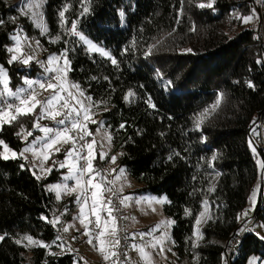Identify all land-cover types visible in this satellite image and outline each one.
<instances>
[{
    "label": "trees",
    "instance_id": "obj_1",
    "mask_svg": "<svg viewBox=\"0 0 264 264\" xmlns=\"http://www.w3.org/2000/svg\"><path fill=\"white\" fill-rule=\"evenodd\" d=\"M40 2L47 32L21 12L24 0H0V65L8 72L9 84L25 89V80L45 81L48 58L66 55L68 81L79 85L82 100L91 104L98 119L86 121L89 131L94 134L102 128L111 136L116 164L138 184L135 194L166 196L163 213L174 223L176 264H249L254 256L264 262V239L260 238L264 232L260 236L258 229H252L260 222L264 231L262 199L250 219L242 217L259 179L262 198L264 193V168L259 170L250 147L251 141L264 164L254 139L264 113L261 1L215 0L212 8L198 7L209 0ZM83 7L89 11L82 15ZM237 15H253V20L243 23ZM73 21L85 39L117 63L90 51L71 34ZM17 33L39 42V59L22 63L35 53L24 51L9 63L13 52L8 49ZM34 88L38 97L51 94L39 89V84ZM129 92L134 95L129 97ZM3 99L14 100L3 96L0 109H4ZM40 113L37 107L35 114L17 115L0 125V140L21 153L40 134L34 127ZM201 114L206 115L198 128ZM39 122L53 128L58 125L51 119ZM2 151L0 144V264H87L77 236L68 241L63 231L76 215L77 195L58 200L49 189L63 181L66 168L60 169L59 163L65 153L52 154L47 160L52 170L40 176L30 159L5 160ZM110 160L98 155L93 163L98 171ZM57 219L55 225L49 222ZM249 223V231L230 255L233 238ZM25 236L50 244L52 252L61 254L49 255L48 249L29 245Z\"/></svg>",
    "mask_w": 264,
    "mask_h": 264
},
{
    "label": "rangeland",
    "instance_id": "obj_2",
    "mask_svg": "<svg viewBox=\"0 0 264 264\" xmlns=\"http://www.w3.org/2000/svg\"><path fill=\"white\" fill-rule=\"evenodd\" d=\"M41 0H34V3H40L41 5ZM261 1V0H260ZM24 13L29 14L30 17L32 18L31 13L32 12H36L37 16L36 19L34 20L32 18V20L34 22L37 23H41L43 25V20H44V14L41 11L40 7L39 8H33L31 10H28L26 7H24ZM254 25H250V27H253ZM14 37L19 39V51L13 52V55H16L17 57L21 56L23 54V52L25 50L22 49L21 45L22 43H28L32 46V48L34 49L35 53L33 56L34 58H40V52H39V48L38 45L35 42H31L29 40H25V36H22L21 34H15L12 36L13 40L15 41V44L13 45V49L16 48L17 46V39H14ZM57 57H59L60 59L52 65L47 64L46 68H61L63 67V60L65 58V55H56ZM27 57H25L24 59H26ZM67 58V56H66ZM43 66H45V63H42ZM0 67H2L6 73H7V77H8V72L7 70L0 65ZM68 67V66H67ZM56 75L55 72H47L43 74V78H46V80L49 79V76L51 74ZM61 77H62V82L64 84V89L65 91L62 93V95L67 96V93L69 91H71L78 99L82 100L81 96L79 95V92L77 89L72 88L71 85L68 81V76H67V69L64 72H61ZM28 80H33V81H40V78H30ZM43 81V80H42ZM8 89H10L12 92H18L19 90H22L21 88H13L10 84H9V78H8V85H7ZM25 89H28V85L26 84ZM24 89V90H25ZM50 93L52 94L51 90ZM0 92H3L5 97H9L7 96V92L5 91L4 88V84L2 79H0ZM45 94V93H44ZM51 94L46 95V98H48ZM42 97L39 98V97ZM42 96V94L39 95V97L37 96V99L40 101H44V97ZM46 100V99H45ZM83 101V100H82ZM74 103V102H73ZM83 105L85 108H89V116L91 118V122L98 120L97 117L95 116V113L90 109L88 103H85L83 101ZM77 107H80L79 105H76ZM66 111V110H65ZM74 115V114H73ZM81 117L83 118V112H81ZM80 117V118H81ZM64 117H57V119H62ZM85 123L87 124V130L89 131V126L88 123L85 121ZM42 126V124H40ZM64 127L63 125H57L54 128H61ZM72 135H76L75 132L71 133ZM83 134V133H81ZM44 136V133L40 131V134L37 135V138L29 144L28 146H32L34 145L37 149V153H39V150L41 148L42 145V140L41 138ZM257 133L255 134L254 139H256ZM87 137V136H86ZM110 137V140H109ZM95 140V143L93 144V148H92V154H91V161H92V165H93V169L95 171L96 167L94 166V160L97 158L98 155H100L103 153L104 157L102 159H106L107 157L111 158L113 156L116 157L117 160V153L113 152V148L111 145V136L104 131L102 128H98L96 130V132L91 136L90 141L91 142ZM81 143V142H79ZM78 143V145H79ZM56 147H58L60 149V153H65V157L62 159V161L59 163V168L63 169L66 168V170L62 173V179L63 181L61 183H56V184H52L49 186V189H52L55 185L60 184V185H64L67 184L70 188L72 187H76L75 184V179H71V180H65L64 178L66 176L69 175H73L72 171H71V165L75 162V156L76 154H73V157H67L66 156V152L68 151L69 148L72 147L71 143H59L58 145H56ZM250 147L253 153V156L255 157V160L258 164V168L261 171L262 167L261 165L263 164V160L262 157L259 153V151L257 150V148L254 146V143L250 141ZM253 148L255 149V153L253 152ZM23 151V150H22ZM85 151L87 152V148H85ZM15 152V151H12ZM56 152L54 149L52 151H47L45 150V155H47L49 158L52 154L54 153H59ZM17 153V152H16ZM3 154H5L4 152V146H3V151H2V156ZM10 156L9 159H16V158H11V153H6ZM19 154L17 153V158H18ZM24 157L30 159L32 161V164L34 167L37 168L38 170V174L41 176H47L50 172L47 171L48 169L53 168V164L47 162V160L49 159H45L44 155H33V153L28 152V153H24ZM116 160L115 163H112L111 160L109 162L108 165H104L102 168L98 167L101 170H98L100 172V174L102 176H104L106 178V180L102 183V189L106 188V187H112L114 189V191L116 192L115 195H113L112 193L109 192H103V201L106 202L108 199L112 200V207L115 208V198L118 199L119 202V208L116 209V211H114L112 213L113 216L117 215L119 212L120 214L123 216V219L125 221V228L128 231V233L131 236L132 242H131V247L128 251V258H129V263L130 264H148V262L146 260H144L138 249L143 247L145 249V252L149 253L151 256V264H176L175 262V255H174V250H173V220L166 217L163 213V205L166 202V196H155V195H137L134 193V190H136L138 188V184L135 182V180H133V178L130 176L129 172L125 169V168H119V166L116 164ZM64 163V167L61 168L60 164ZM85 165V162L82 163L81 160L79 161V163L77 164V167H82ZM41 168L44 169V171H41ZM113 169H115V171H113ZM123 169L124 173L121 176L120 175V170ZM117 176H120V179H116ZM88 179V176L86 175L84 180L86 182V180ZM107 181H114L113 184H108ZM100 182V176H96L95 180H93V184ZM83 187H87L89 190L88 192L85 193V195L88 197V203L87 205H83V200L84 197L81 196L80 200L81 203H78L77 205V209H76V215L74 216V220L73 222H71L67 227H68V231L65 232L66 234V239L69 241L76 238L80 241L77 243V245L79 246V251H82V256L84 258V260L86 261L87 264H107L108 261H110L114 256H111L110 253L112 251L116 252V247H112L109 243H107L108 241H114L115 239H119V223H118V219L116 217V221H117V235L115 237L111 236V235H105V237L103 238L106 243H105V254H109V258L107 260L104 259V254L100 253L99 251H97V247H99V242L96 239H93V243L92 245H90L88 243V236H86L84 234L85 232V228L83 225H81L80 223V217H81V213H80V209L82 207V205L84 206L85 212L88 213V217L85 221V223L88 224V228L91 225V221H94L95 223V214L92 213L91 211V204H92V198H91V194L92 191H94V189H91L90 186H88L86 183L83 184ZM259 189L258 193H257V198L255 201V204L253 205L252 202L248 201V205L245 208L244 212H243V219H250L254 213L255 210L258 206V204L260 203L261 199H262V182L261 179H259L258 183L254 186V189ZM122 189V191L120 190ZM57 197L58 200H62L65 197H68L71 194H75L78 196V194L80 193L81 189L77 188L76 192L73 193H68L64 190H61L59 193V196L57 194L56 191L51 190ZM252 191V192H253ZM251 192V194H252ZM250 194V196H251ZM124 197H131L130 200L125 201V203H121L120 201L123 200ZM159 200H165L164 203H157L156 201ZM120 209V210H119ZM154 209V211H153ZM244 213H247V215H244ZM100 215L102 218H108L107 217V211L106 210H102L100 211ZM171 222V223H169ZM258 229V234L260 236H263V230L261 227V223L260 222H256L255 225L252 227V229ZM100 229L96 228V232L92 236L95 237L96 233L99 232ZM111 231V226L109 225V232ZM143 234V238H141ZM87 239H86V238ZM161 238H163L162 243H158L161 241ZM1 240V239H0ZM152 244H156V247L153 248L151 247ZM93 245H95L96 247H94ZM136 245V248H133L132 246ZM161 246L163 247V252L160 251ZM249 264H264V262H260L259 259L254 256Z\"/></svg>",
    "mask_w": 264,
    "mask_h": 264
},
{
    "label": "snow or ice",
    "instance_id": "obj_3",
    "mask_svg": "<svg viewBox=\"0 0 264 264\" xmlns=\"http://www.w3.org/2000/svg\"><path fill=\"white\" fill-rule=\"evenodd\" d=\"M215 3V0H209L208 3H200L198 7L200 8H212ZM41 5L40 3H34V0H24V7H26L28 10L35 8H39ZM24 8H21V12L23 13ZM67 11V8H65L63 11L59 13L60 17H64V13ZM89 11L88 7H83V12L87 13ZM182 11V9H181ZM32 18L35 20L37 13L32 12L31 13ZM254 15V13H253ZM253 15H248L245 17H240L239 15L236 16L237 19H241L243 23H248L253 20ZM120 16L123 18L124 13L121 12ZM14 19V18H13ZM0 23H3V21H0ZM37 27L42 28L44 32H47V27L45 25H42L41 23H37ZM193 30H195L193 28ZM70 33L73 35H76L79 37L81 41H83L87 46L90 51H95L100 53V55L108 57L111 59V62L113 64H116V60L110 56V54L105 51L102 48L97 47L95 44H93L91 41L85 39V37L77 31V22L73 21L71 24V28L69 29ZM14 39H17V46L15 49L9 48V52H16L19 51V39L14 37ZM57 40L60 39V37L56 38ZM37 45L39 46V42L37 41ZM185 51L190 52L191 49H186ZM151 52V49H149V53ZM32 59H34L33 56L29 55L26 59L22 60L21 62L24 64H28ZM60 58L57 56H51L48 58L47 63L49 65L55 64ZM17 60V56L13 55L11 57V60H9V63H12L13 61ZM70 62L68 59L65 58L63 60V67L61 68H45V71L47 72H55L56 75L53 76L51 79L45 80V81H33V80H25L24 83L28 85L27 90H19L18 92H12L10 89H8V77L6 71L0 67V79H2L5 91L7 92V96L14 98V100H18L19 104H14V103H6V108L0 109V125L3 123L7 122L10 123L12 120H15L17 118V115H29V114H35V109L37 107L41 108V113L39 116H37L36 120L34 121V127L39 129V131L44 133V136L41 138L42 140V145L39 150V153H37V149L34 145L25 147L21 153H19L20 157H24V153L31 152L33 155H44L45 159H48L49 157L45 155V150L47 151H52L53 149L56 152H59L60 149L56 147L59 143H71L72 147L68 149L66 152L67 157H73V154L75 153V162L71 165V171L73 175L66 176L64 179L65 180H71L75 179V184L76 187L70 188L67 184L60 185L57 184L55 185L52 189L53 191H56L58 196L61 190H64L68 193H73L77 191V188H80L81 191L77 196V202L81 203L80 197L83 196V205H87L88 203V197L85 195L86 192H88L87 187H83V184L86 183L88 186H90L91 189H94L91 194L92 198V204H91V211L93 214H95V225L97 229H100L99 232L96 233L95 237L92 236L88 224L85 223L88 213L85 212L84 206L82 205L80 209L81 217L80 223L81 225L84 226L85 232L84 234L88 236V243L92 245L93 239H96L99 242V247H97V251L100 253L104 254V259L107 260L109 258V254H105V243L106 241L103 239L105 235H111L115 237L117 235V221L116 217L112 215L116 209L112 207V200L108 199L106 202L103 201V192H109L112 193L113 195L116 194L114 189L112 187H106L102 189V183L106 180L104 176L100 174L99 171H95L93 169L92 161L90 159L91 154H92V148L93 144L95 143V140L88 142L86 140V136H92L93 133L87 130V124L85 121H88L90 119L89 116V108H85L83 105V101L78 99L71 91L67 93V96L62 95V93L65 91L64 89V84L62 82V77H61V72L66 71L67 66H69ZM39 84V89L42 90H51L52 94L46 98L44 101H40L37 99V89L34 88V85ZM249 87H254L250 82L248 84ZM72 88H75L79 91V85H71ZM27 91L28 94L25 96L23 93ZM4 95L3 92H0V98H2ZM79 95L81 97L84 96V93L82 91L79 92ZM129 97L133 96L134 93L129 92L127 94ZM89 102H91V97H86ZM74 102V103H73ZM149 104L151 107H155L154 104H151L149 101ZM76 105H79L80 107H77ZM91 106V104L89 105ZM15 110V115H10V113ZM66 110V111H65ZM81 112H83V119H81ZM74 114V115H73ZM204 115L206 114H201V117H198L197 119V127H200V122L202 121ZM57 117H64L62 119H57ZM51 119L54 123L58 125H63L64 127L62 128H53V127H48V126H41L40 125V119ZM95 122V121H93ZM123 127V125H122ZM21 131H24L23 127L21 126ZM75 132L76 135H72L71 133ZM83 133V134H81ZM19 135V133H17ZM28 135H32L31 132H28ZM110 140V137H109ZM83 142V143H79ZM79 143V151H77V146ZM0 144H3L4 146V152L3 154V159L8 160L10 156L6 153H11V158H17V153L12 152L6 144L2 140H0ZM85 148H87V154H83ZM253 152L255 153V149L253 148ZM104 157V154H101V158ZM26 158V157H25ZM171 158V157H170ZM215 159V157H213ZM80 160L85 161V165L82 167H77V164L79 163ZM116 157L113 156L111 157V162L115 163ZM55 163V162H54ZM65 165L64 163L60 164V167L63 168ZM262 168H264V164L261 165ZM41 171H44L43 168H41ZM47 171H51V169H48ZM115 171V169H113ZM124 173V170H120V175L122 176ZM88 176V179L84 180L85 176ZM96 176H100V182H97L93 184V180H95ZM40 177L37 176V179ZM116 179H120V176H117ZM108 184H113L114 181H107ZM122 191V189H120ZM259 189H254L250 196V201L252 204H255L256 198H257V193ZM131 197H124L123 200L120 202L123 204L125 201L130 200ZM157 203H164L165 200H159L156 201ZM206 203V202H205ZM106 210L107 211V217L108 218H102L100 215V211ZM154 211V209H153ZM201 216L204 215V213L200 214ZM244 215H247V213H244ZM47 219V218H45ZM53 225L58 223L57 220H52L49 221ZM200 220H196V224H200ZM171 223V222H169ZM109 225L111 226V231L109 232ZM63 231L67 232L68 228H64ZM243 231V229L241 230ZM259 235V234H257ZM143 238V234L141 236ZM261 239H264V237H260ZM0 239H3V237H0ZM23 239L27 240L29 242V245H35L37 247H42L46 248L49 250V255H59L61 253H56L52 252L51 248L52 245L38 241V240H33L31 236H25ZM59 239V237H58ZM163 238H161V241L158 243H162ZM17 243H20L18 240ZM112 247H118L120 244L119 239H115L114 241H108ZM28 245H26L27 247ZM96 247L95 245H93ZM57 247H61V245H57ZM133 248H136V245L132 246ZM151 247L155 248L156 244H152ZM163 247L161 246L160 251L163 252ZM63 251V249H62ZM141 257L148 262V264H151V256L149 253L145 252V249L143 247L138 249ZM111 256H117L118 253L115 251H112L110 253ZM114 264H118V261H115Z\"/></svg>",
    "mask_w": 264,
    "mask_h": 264
},
{
    "label": "built area",
    "instance_id": "obj_4",
    "mask_svg": "<svg viewBox=\"0 0 264 264\" xmlns=\"http://www.w3.org/2000/svg\"><path fill=\"white\" fill-rule=\"evenodd\" d=\"M260 15L262 17V21H264V0H261V3H260ZM249 29L254 30L253 27H250ZM262 32H263V30H262ZM21 47L23 50H25L31 54L34 51L32 46L26 42L22 43ZM27 94H28V92L24 93L25 96H27ZM5 102L14 103L17 105L19 104L18 100L10 101V100L3 99L4 108H6ZM12 112H15V110L13 109ZM81 119H83V118L81 117ZM81 143H83V142H81ZM256 143H257V146L259 147V149H261V151L264 153V113L260 116V119H259L258 136H257ZM77 151H79V145L77 146ZM83 154L86 155L87 152L84 150ZM81 162L84 163L85 161L81 160ZM115 208L116 209L119 208V202H118L117 198H115ZM115 217H117L118 223H119V241H120V244L118 247H116V252L118 253V255L114 256L110 261H108L107 264H114L115 261H118V264H130L129 258H128V251L131 247L132 239H131L130 234L128 233V231L125 228V221L123 219V216L120 214V212L117 215H115ZM89 230L93 235L95 234L96 225H95L94 221H91V225L89 227ZM246 230L247 229H244L242 232L237 234L235 236V238L233 239V241L231 242V244L229 245V254L230 255L238 249L240 242H241V237Z\"/></svg>",
    "mask_w": 264,
    "mask_h": 264
},
{
    "label": "bare ground",
    "instance_id": "obj_5",
    "mask_svg": "<svg viewBox=\"0 0 264 264\" xmlns=\"http://www.w3.org/2000/svg\"><path fill=\"white\" fill-rule=\"evenodd\" d=\"M257 136H258V132H257ZM256 140H257V138H256ZM259 148V147H258ZM260 151H261V149H260ZM261 153H262V155L264 156V153L261 151ZM263 204H264V193H263V198H262V201H261V204H260V209L263 207ZM256 215V214H255ZM255 218H253V220H254ZM250 228V223L245 227V229H247L246 231H249V228ZM245 231V232H246ZM236 236V235H235ZM235 238V237H234ZM233 238V239H234ZM233 241V240H232Z\"/></svg>",
    "mask_w": 264,
    "mask_h": 264
}]
</instances>
